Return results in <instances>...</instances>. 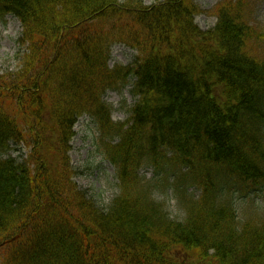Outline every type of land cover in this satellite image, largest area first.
<instances>
[{
  "label": "trees",
  "instance_id": "trees-1",
  "mask_svg": "<svg viewBox=\"0 0 264 264\" xmlns=\"http://www.w3.org/2000/svg\"><path fill=\"white\" fill-rule=\"evenodd\" d=\"M248 1L220 5L203 31L192 0H0L25 49L0 74L1 264H264V218L236 207L264 198V60L247 50ZM115 44L139 55L111 67ZM125 87L135 103L115 123L103 97ZM84 114L117 170L108 209L72 182L67 154ZM47 129L56 164L42 150ZM30 136L29 161L3 157ZM161 188L183 221L154 200Z\"/></svg>",
  "mask_w": 264,
  "mask_h": 264
},
{
  "label": "rangeland",
  "instance_id": "rangeland-1",
  "mask_svg": "<svg viewBox=\"0 0 264 264\" xmlns=\"http://www.w3.org/2000/svg\"><path fill=\"white\" fill-rule=\"evenodd\" d=\"M124 2L125 0H120ZM162 0H144L148 6L154 5ZM199 10L194 17V23L203 31L215 28L219 21L216 10L227 2L235 3L238 0H192ZM249 8L244 14V19L253 31V37L248 41V53L259 60H264V0H249ZM22 27L20 22L13 16H7L0 21V74L12 72L18 69L19 59L16 56L24 49L18 44ZM139 54L125 44H115L111 48L110 66L130 65ZM106 104L112 107V119L115 123H126L129 119V111L135 103L131 88L125 87L119 90H109L103 97ZM75 136L70 143L68 156L73 168L72 182L87 193L88 197L101 209H108L112 201L119 195V180L116 167L111 164L104 148L103 139L99 129L89 115L80 118L75 128ZM47 146L42 150L45 152L49 162L56 164L58 154L52 149L57 144V136L50 135L47 129ZM118 138L112 139L117 142ZM45 144V145H46ZM112 145H114L112 143ZM18 151H12L11 157L18 161H29L36 154L35 142L32 136L22 142ZM7 157V156H6ZM140 178L146 182L154 183L155 171L151 166H144L139 173ZM190 194V195H189ZM188 196L199 198L200 191L190 189ZM154 200L162 203L170 217L176 221H183L186 217L185 210L178 203L171 190L162 192V188L156 193ZM239 218L253 220L264 218V198L258 201L237 202ZM1 264V255H0Z\"/></svg>",
  "mask_w": 264,
  "mask_h": 264
}]
</instances>
